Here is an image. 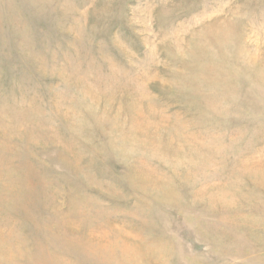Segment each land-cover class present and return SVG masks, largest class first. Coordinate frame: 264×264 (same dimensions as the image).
<instances>
[{
  "label": "rangeland",
  "instance_id": "374dc122",
  "mask_svg": "<svg viewBox=\"0 0 264 264\" xmlns=\"http://www.w3.org/2000/svg\"><path fill=\"white\" fill-rule=\"evenodd\" d=\"M0 264H264V0H0Z\"/></svg>",
  "mask_w": 264,
  "mask_h": 264
}]
</instances>
